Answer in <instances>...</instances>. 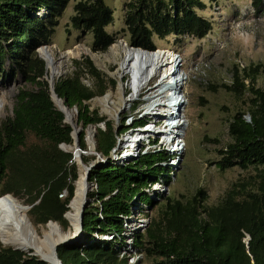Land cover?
<instances>
[{
  "label": "trees",
  "instance_id": "16d2710c",
  "mask_svg": "<svg viewBox=\"0 0 264 264\" xmlns=\"http://www.w3.org/2000/svg\"><path fill=\"white\" fill-rule=\"evenodd\" d=\"M204 1L214 0H128L123 13L128 45L154 51L153 36L204 37L211 22L196 11L205 7ZM68 2L0 0V80L19 79L24 85L14 95L11 114L0 119V197L22 194L34 223L51 220L62 226L78 168L72 151L60 147L73 143L72 128L50 99L45 63L36 50L50 43ZM251 5L264 10V0H251ZM112 21L104 0H79L66 30L90 33V50L103 52L117 39L105 30ZM73 66L70 74L54 80V92L64 106L76 108L79 148L87 149L85 129L95 126V151L107 155L115 145L114 128L86 102L114 81H106L87 56ZM256 73V66L234 65L230 83L221 85L233 96L245 97L246 108L228 120L230 140L217 150L215 165L221 171L233 166L251 169L246 178L233 181L215 204L207 203L201 188L184 199H155L146 189L165 175L159 163L163 154L95 162L88 172L87 180L95 187L86 194L81 236L56 249L62 264H131L124 251L148 260L133 264H264V91L254 87ZM84 74L91 86L82 82ZM101 122L103 129L97 126ZM94 159L81 155L85 164ZM153 210L144 231L128 232L132 215L148 216ZM0 264L47 263L0 243Z\"/></svg>",
  "mask_w": 264,
  "mask_h": 264
},
{
  "label": "rangeland",
  "instance_id": "374dc122",
  "mask_svg": "<svg viewBox=\"0 0 264 264\" xmlns=\"http://www.w3.org/2000/svg\"><path fill=\"white\" fill-rule=\"evenodd\" d=\"M77 1L79 0H69L58 19V25L50 36L51 41L47 45L52 48L56 59L61 57V54L66 50L72 52L70 57L62 59L58 63V71L53 78L56 80L60 76L70 74L74 70V61L80 60L83 56L91 57L90 60L94 67L103 74L104 79L114 81L113 86H107L105 92L96 98L111 92V98H116L115 100L112 99L116 104L118 82L123 83L127 79L129 84L132 81L130 73L120 77L121 80L116 73L124 59L123 48L131 49L123 32L124 5L128 0H104L111 8L113 16L112 23L107 25L105 30L108 33L117 34V39L103 52L90 50V33L66 30L69 18L73 14V5ZM204 2L205 7L196 10L199 15L211 22V30L204 37L195 38L182 34L169 35L163 39L153 36L152 40L156 49L165 50L163 58L165 61L166 52H168L166 50L178 52L183 58L186 68H189L191 75L186 85L188 102L185 116L188 125L184 137L185 150L177 164L176 173L167 185L165 195L184 199L183 197H189L197 188H201L207 194V203L215 204L233 181L246 178L252 172L251 169L242 170L238 166L221 171L216 168L215 161L218 159L217 150L230 140L227 133L228 120L233 113L246 108L245 97H235L221 86L230 83L233 66L238 65L239 68L256 66L257 73L253 84L254 87L264 91V10L256 11L251 5V0ZM113 45H117L115 53L111 52ZM77 48L78 51L75 52ZM92 54L97 55V60L92 57ZM105 55L108 58H104ZM146 72L151 74L148 70ZM197 72L203 73L205 77L200 78L196 74ZM80 78L85 85L91 86V80L87 75H81ZM209 84L213 85V88H209ZM19 87H24L19 79L6 78L0 80V99L3 100L0 119L11 114L14 95ZM130 92H133L132 88L122 87L123 97H126ZM96 98L90 99L86 104L90 109H95L105 121L113 124L114 116L104 112L102 106L94 101ZM117 112L120 116L124 114L122 109ZM75 114L74 112V116ZM88 127L85 129L87 150L83 151L84 153L81 155L95 156L93 161H97L95 143L93 144L87 139ZM60 147L63 148L62 145ZM88 186L90 187L89 182ZM7 194L14 196L17 199L14 200L20 202L21 205H29L26 203V196L14 193ZM155 212L156 210L148 211V216L134 215L130 219L129 232H133L134 229H137L138 232L144 231L150 223L148 217L154 216ZM27 216L36 230H39L40 226L49 224L34 223L28 214ZM65 222V226L58 223L62 229L67 230L69 223L66 219ZM127 236L129 237V235ZM244 239L247 242L248 237ZM127 260L128 263H135L138 260L148 263V260L141 255L130 254L127 256Z\"/></svg>",
  "mask_w": 264,
  "mask_h": 264
},
{
  "label": "built area",
  "instance_id": "2783aa9c",
  "mask_svg": "<svg viewBox=\"0 0 264 264\" xmlns=\"http://www.w3.org/2000/svg\"><path fill=\"white\" fill-rule=\"evenodd\" d=\"M138 50L145 51L143 49ZM166 51L171 53L172 63L165 64V59L157 62L151 74L146 72L147 76L139 85L137 93L131 95L130 92L124 97L126 99L125 106L119 108L123 110L124 114L118 115V109L114 117L112 116L114 119L112 126L115 132V145L107 155L95 151L98 160L92 161L93 166L95 162L106 159L125 160L147 153L163 154L164 160L159 161V163L165 167V175L149 182L146 189L149 195L155 199L165 196L167 185L176 172L181 154L185 150L184 137L188 125L185 109L188 102L186 85L191 76L189 68H186L185 62L178 52ZM195 69L197 68L195 67ZM196 74L200 78L205 77L203 73L197 72ZM132 81H135L133 77ZM132 81L128 84L126 79L122 86L127 89L131 88L129 86ZM112 99L115 100L116 98L113 97ZM108 104L113 106L111 102ZM245 118L247 119V117ZM97 126L104 128L103 122ZM92 127L96 131V127ZM79 150L83 154V151L87 149L79 148ZM89 184V190L95 187L94 183L89 182ZM63 195H65V191L59 197ZM134 215L139 214L135 213ZM134 215L129 218V221ZM127 240V244L132 242L129 238ZM123 253L126 256L130 255L126 254L125 251Z\"/></svg>",
  "mask_w": 264,
  "mask_h": 264
},
{
  "label": "bare ground",
  "instance_id": "6f19581e",
  "mask_svg": "<svg viewBox=\"0 0 264 264\" xmlns=\"http://www.w3.org/2000/svg\"><path fill=\"white\" fill-rule=\"evenodd\" d=\"M117 50V45L111 47V52L115 53ZM78 51V48L75 52ZM124 59L120 64L119 71L116 72L117 76L120 78L125 74H131L135 81H132L130 87L133 92L131 95H135L139 89V85L146 78V71L154 69L157 62H160L164 58L165 50L156 49L154 51H139L136 49L123 48ZM166 63L171 64L173 59L171 53L166 52ZM40 56L46 62L47 78H53V76L58 71V63L62 59H66L71 56V50H66L61 54V57L55 58L50 46H45L39 48ZM97 55L92 54V57L97 60ZM104 58H108L106 55ZM170 58V59H169ZM169 59V60H168ZM145 69V70H143ZM49 72V73H48ZM121 80V78L119 79ZM118 87L116 90L117 103L111 100V92L106 93L100 98H96L94 101L98 102L104 112L114 116L116 111L121 107L125 106L126 99L122 94V83L118 82ZM54 103L61 108L66 118L69 122H74V111L69 110L64 106L62 101L53 97ZM94 99V98H93ZM113 101V102H112ZM62 102V103H60ZM108 102L113 104L110 107ZM3 108V100L0 99V111ZM95 128L90 126L87 129V139L93 143V133ZM75 137V129L72 133ZM63 148H68L74 152V160L78 163V177L74 183L73 195L69 203L68 210L65 212V219L68 221V229L64 230L58 222H50L46 226H40L39 230L31 224L27 216L26 206L20 204V202L14 200L10 195H3L0 197V240L5 245L18 246L22 249L30 252V249L35 251L38 256L51 261V255L53 253L52 246L59 240L77 234L79 228V210L84 201V193L88 191V184L84 178V165L81 162V153L75 147V144L62 145ZM90 149V148H89Z\"/></svg>",
  "mask_w": 264,
  "mask_h": 264
},
{
  "label": "water",
  "instance_id": "95a60500",
  "mask_svg": "<svg viewBox=\"0 0 264 264\" xmlns=\"http://www.w3.org/2000/svg\"><path fill=\"white\" fill-rule=\"evenodd\" d=\"M45 46H47V45H42V46H40V47H45ZM40 47H38L37 48V53H38V56L44 61V63H45V68H46V62H45V60L40 56V54H39V48ZM131 48H134V47H131ZM134 49H140V48H134ZM146 51V50H145ZM91 58V57H90ZM47 70H46V75H45V79H46V81H47V84H48V90H49V93H50V99H51V101H52V103H53V105L59 110V111H61L63 114H64V122H66V123H68L70 126H71V128H72V131H71V137H72V142L75 144V147L79 150V145H78V135H79V133H80V131H81V127L80 126H78L77 124H76V121H74L73 123H71V122H69L68 120H67V118H66V115H65V113H64V111L61 109V108H59L55 103H54V99H53V97H56L57 99H59V100H61L62 101V99H60L56 94H55V92H54V89H53V84H54V78H47ZM95 98V97H94ZM69 110H71V111H74L75 113H76V108L75 107H68V106H66ZM74 129H75V137H73V135H72V133H73V131H74ZM94 134H95V131H94V133H93V138H94ZM95 143V141L93 140V144ZM80 151V150H79ZM80 153L82 154V152L80 151ZM72 154H73V159H74V152H72ZM82 162V161H81ZM75 163H76V165H77V167H78V163L79 162H77V161H75ZM83 163V162H82ZM83 165H84V168H85V170H84V178H85V180H86V182H87V179H88V172H89V169L92 167V163L91 164H88V165H86V164H84L83 163ZM87 184H88V182H87ZM86 194H87V191L84 193V201H83V203H82V205H81V207H80V210H79V228H78V232H77V234H74V235H70V236H67V237H65V238H63V239H61V240H59L58 242H56V243H54V245L52 246V248H53V253H52V255H51V261H49V260H46V259H44V258H42V257H40V256H38L37 255V253H35V251H33L32 249H30V252H28V251H26V250H24V249H22L21 247H18V246H10V247H12V249H15V250H20V251H24V252H27V254L28 255H31V256H35V257H37L39 260H41V261H43V262H45V263H47V264H62V262H61V260L59 259V257H58V255H57V252H56V249H57V247L58 246H60V245H63V244H71V243H74V242H77L78 240H79V238H80V236H81V229H82V219H83V212H84V209L86 208V205H87V202H88V200L86 199ZM71 200V199H70ZM69 203H70V201H69ZM69 203H68V205H67V207H69ZM30 208V205H28V206H26V209L28 210ZM63 217L65 218V213L63 214ZM49 221H51V220H49ZM49 221H47V222H49ZM0 243L2 244V245H5L4 243H2V241L0 240Z\"/></svg>",
  "mask_w": 264,
  "mask_h": 264
},
{
  "label": "clouds",
  "instance_id": "9594fccd",
  "mask_svg": "<svg viewBox=\"0 0 264 264\" xmlns=\"http://www.w3.org/2000/svg\"><path fill=\"white\" fill-rule=\"evenodd\" d=\"M141 49V48H140ZM147 51V50H146Z\"/></svg>",
  "mask_w": 264,
  "mask_h": 264
}]
</instances>
